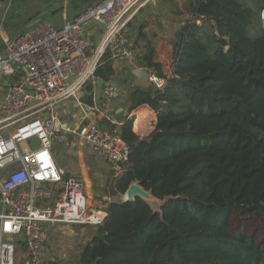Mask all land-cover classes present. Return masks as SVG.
I'll list each match as a JSON object with an SVG mask.
<instances>
[{"label": "trees", "instance_id": "1", "mask_svg": "<svg viewBox=\"0 0 264 264\" xmlns=\"http://www.w3.org/2000/svg\"><path fill=\"white\" fill-rule=\"evenodd\" d=\"M183 1L172 76L150 57L163 86L131 91V109L149 105L156 128L141 138L123 122L131 152L116 183L173 198L162 213L139 197L111 201L81 264H264V245L232 229L237 212L264 216V0ZM113 62L107 50L95 77L109 82Z\"/></svg>", "mask_w": 264, "mask_h": 264}, {"label": "built area", "instance_id": "2", "mask_svg": "<svg viewBox=\"0 0 264 264\" xmlns=\"http://www.w3.org/2000/svg\"><path fill=\"white\" fill-rule=\"evenodd\" d=\"M157 0H97L60 27L39 22L14 37L0 50V264H18L17 250L25 246L22 264H51L46 246L57 223L97 226L106 217L85 192L84 182L67 176L52 145L67 140L69 132L91 143L116 177L125 171L130 145L115 127L87 122L66 125L58 104L67 98L81 102L83 86L94 78L107 50L116 60L132 61L125 35L128 22ZM102 23L98 43L86 35L93 23ZM149 80L162 87L155 73ZM103 94L119 96L104 83ZM37 139L35 145L32 140Z\"/></svg>", "mask_w": 264, "mask_h": 264}, {"label": "crops", "instance_id": "3", "mask_svg": "<svg viewBox=\"0 0 264 264\" xmlns=\"http://www.w3.org/2000/svg\"><path fill=\"white\" fill-rule=\"evenodd\" d=\"M13 1L0 0V20H2L1 11L5 8L9 10ZM31 1L34 2V0H27V10L14 8L13 15L9 14L10 17L19 18L21 22L13 28L6 24L3 26L5 31H0V50L5 38L8 37L6 32L14 37L19 34L17 32L12 34L11 31L15 29L24 31L39 22L51 24L50 21L54 23L51 25L58 28L65 18L73 20L86 6L97 0H85L83 3L72 5V0H66L60 6L59 13L56 11L58 9L53 7L55 0H51L52 3L42 4L38 9L30 4ZM24 12H26L25 18L21 19L19 14ZM49 14L53 16L51 19L48 18L50 16L47 17ZM187 16L188 5L183 0H157L138 12L125 29V35L134 54L133 60L114 59L113 62L115 72L109 83L118 87L119 96L115 99L107 98L102 91L104 81L94 75V78L82 88V105L72 97L58 104V113L66 125L76 128L90 121L104 127H115L121 131L123 122L126 119H132L133 131L141 138L148 137L156 128L157 112L149 105L131 109V91L137 87L147 89L152 85L148 74L153 71L146 65L150 57L162 64L167 76H172L173 36ZM143 24L146 31L145 39L139 37L140 26ZM101 26L102 23L95 22L86 29L87 37L94 44L99 41ZM4 91L3 86L0 85V97ZM59 144L64 147L66 160L59 161L57 152L53 148L59 166L67 176L78 177L84 182L85 192L94 206L106 207L111 201L120 199L121 193L116 186L119 177L114 175L109 163L94 151L90 142L79 137L75 132H69L67 140ZM88 227L91 226L66 223L53 225L50 240L46 246V257L54 263L81 264V250L92 239L96 229ZM26 254V247L20 245L17 250L18 264H22Z\"/></svg>", "mask_w": 264, "mask_h": 264}, {"label": "rangeland", "instance_id": "4", "mask_svg": "<svg viewBox=\"0 0 264 264\" xmlns=\"http://www.w3.org/2000/svg\"><path fill=\"white\" fill-rule=\"evenodd\" d=\"M22 1H24V2H22ZM65 1L66 0H55L53 2V3H55L53 7L55 9H58V10H56L58 13L60 12L59 9H61L60 6L63 5V3ZM72 1H73V3L71 2V5L74 3H83L85 0H72ZM48 3H52V1L51 0H34V2L33 1L30 2V4H32V6H34L36 9H38L40 6H42V4H48ZM13 4H14V6H12ZM10 7H11L10 9H12L11 12H10V9L7 10L6 8L1 11L2 12V15H1L2 20H0V31H3V32L5 31V29L3 27V26H5V24H6V26L8 25V26H11V28H13V26H16L19 22H21L19 20V18L15 19L13 17H10L9 14L13 15V13H14L13 9L14 8H20L23 11L27 10V0H14ZM34 7H32V8H34ZM30 11H34V9H30ZM25 13L26 12L19 14V15H21V19L25 18V15H26ZM7 14H8V16H7ZM48 16H50V17H48ZM47 17L49 19H51L53 16L51 17V14H49V15H47ZM262 21L264 24V13H263V20ZM50 22H51V24L53 23L52 21H50ZM198 22H200V21H198ZM24 31H19L18 29H15L14 31H11V32H12V34H14V32H17L20 34ZM6 35H8V37H12L8 34V32H6ZM32 142L35 145L38 144L37 139H33ZM53 148L57 152L56 155H57L59 161L65 162L66 161L65 160V150H64L63 145L56 142V143H54ZM123 198H124L123 193H121L120 199L123 200ZM154 207L159 208V204L154 205ZM88 226H91L88 228H96V227H93L92 225H88ZM232 229L234 231H238V232H242V233H248L251 236L255 237L257 240H259L264 245V216L256 215V214L246 215V214H241L240 212H237L234 215V221H233Z\"/></svg>", "mask_w": 264, "mask_h": 264}, {"label": "water", "instance_id": "5", "mask_svg": "<svg viewBox=\"0 0 264 264\" xmlns=\"http://www.w3.org/2000/svg\"><path fill=\"white\" fill-rule=\"evenodd\" d=\"M260 122L264 124V118L260 119ZM141 198L146 201L154 212L162 213V209L165 204L173 198V196L168 195L163 198H160L154 195L151 189H146L140 181H132L128 186L127 190L124 193V200L125 201H133L136 198ZM159 208H155L154 205H158Z\"/></svg>", "mask_w": 264, "mask_h": 264}, {"label": "bare ground", "instance_id": "6", "mask_svg": "<svg viewBox=\"0 0 264 264\" xmlns=\"http://www.w3.org/2000/svg\"><path fill=\"white\" fill-rule=\"evenodd\" d=\"M149 113V112H148ZM145 114V113H144ZM142 120V119H141ZM139 121H140V119H139Z\"/></svg>", "mask_w": 264, "mask_h": 264}]
</instances>
